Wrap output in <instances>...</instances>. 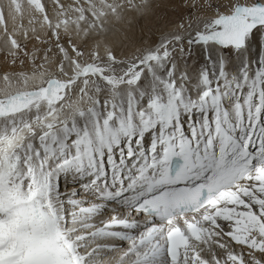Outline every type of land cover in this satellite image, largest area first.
Wrapping results in <instances>:
<instances>
[{"label":"snow or ice","instance_id":"snow-or-ice-1","mask_svg":"<svg viewBox=\"0 0 264 264\" xmlns=\"http://www.w3.org/2000/svg\"><path fill=\"white\" fill-rule=\"evenodd\" d=\"M0 264H264V0H0Z\"/></svg>","mask_w":264,"mask_h":264},{"label":"bare ground","instance_id":"bare-ground-1","mask_svg":"<svg viewBox=\"0 0 264 264\" xmlns=\"http://www.w3.org/2000/svg\"><path fill=\"white\" fill-rule=\"evenodd\" d=\"M3 87H4V83H3L2 78H0V88H3Z\"/></svg>","mask_w":264,"mask_h":264}]
</instances>
